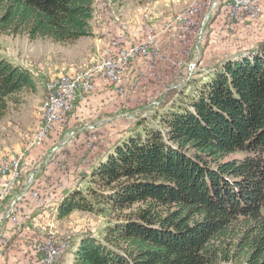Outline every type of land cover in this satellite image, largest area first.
Returning <instances> with one entry per match:
<instances>
[{"label": "trees", "instance_id": "16d2710c", "mask_svg": "<svg viewBox=\"0 0 264 264\" xmlns=\"http://www.w3.org/2000/svg\"><path fill=\"white\" fill-rule=\"evenodd\" d=\"M94 2L0 0V34L74 42L92 35ZM194 86L96 160L86 193L59 200L58 218H114L101 239L80 241L72 264H264V52ZM35 89L0 56V120Z\"/></svg>", "mask_w": 264, "mask_h": 264}, {"label": "rangeland", "instance_id": "374dc122", "mask_svg": "<svg viewBox=\"0 0 264 264\" xmlns=\"http://www.w3.org/2000/svg\"><path fill=\"white\" fill-rule=\"evenodd\" d=\"M102 1L106 0L94 2L91 29L95 33L71 43L31 41L23 35L0 34V56L26 69L36 84L35 91H23L17 103H9L0 120V163L4 162V156L21 154L30 141L44 113L48 81L58 80L64 74L82 77L84 73H93L94 59L108 53L104 35L108 26L101 25L106 2ZM196 1L110 0L111 15L118 23H131L132 28L138 27L140 19L161 28L169 18L184 15ZM224 6L226 0H216L205 21L208 9L202 6L195 20L199 26L203 24L199 28H202L201 39L197 38V31L183 42L178 28L159 33L156 39L159 51L157 58L152 57L154 62L146 58L135 60L118 87L100 85L77 101L64 121L56 124L41 144L27 151L22 158L18 183L3 202L0 216L8 213L10 204L30 178L33 183L27 192L49 197L51 204L40 208L27 196L16 204L12 214L16 220L25 218V221L16 224L8 217L1 223L0 235L6 239L0 250L5 264H41L47 241L68 244L54 257V264H72L80 241L84 237L101 239L114 218L109 213L83 211L58 218L59 200L70 192L86 193L91 182L86 174L96 160L103 159L108 150L132 131L140 132L141 126L156 122L171 101L189 100L194 84L206 82L229 61L264 52V6L255 21L243 17L230 22ZM139 79L142 83L136 86ZM177 90L173 95L172 91Z\"/></svg>", "mask_w": 264, "mask_h": 264}, {"label": "built area", "instance_id": "2783aa9c", "mask_svg": "<svg viewBox=\"0 0 264 264\" xmlns=\"http://www.w3.org/2000/svg\"><path fill=\"white\" fill-rule=\"evenodd\" d=\"M102 2H106V11L102 15L104 23L101 25L108 26L107 32H104L107 39L108 53L99 55L94 59L95 71L93 73H84L82 77H73L71 73L64 74L60 75L58 80L48 81L46 84L44 113L30 141L28 140L21 154L14 153L4 156V162L0 163V211L3 202L18 183L24 155L36 145L41 144L51 134L56 124L64 121L77 101L83 100L95 92L100 85L118 87L126 69L138 58H146L150 62H154L155 60L152 57L157 58V51H159L156 41L159 33L178 28L180 39L183 42L192 32L197 31L199 34L197 38L201 39L202 28H199L203 24L199 26V23L195 21L196 17L202 6L206 5L208 12L204 21L207 20L216 0H197L196 4L187 9L184 15L169 18L166 24H161V28H158V24L151 25L145 22L144 19H140L137 28H132L131 23H118L111 15L112 4L110 0ZM263 6L264 0H226L224 8L229 22L241 20L243 17L255 21L262 14ZM195 27L197 28L193 31ZM141 83L140 79L137 80L136 86L141 85ZM119 91L122 90L119 89ZM32 183V178L27 180L22 192L10 204L8 213L5 216H0V225L6 218L12 217L16 204L27 196H30L37 207L47 208L51 204V198L42 197L34 191L27 192ZM16 219L17 217H12L16 224H20L21 220L25 221V218ZM5 239V236L1 237L0 235V246L5 242ZM67 246L68 244L62 241L58 243L45 242V255L41 260V264H54V257L61 252L63 247ZM0 264H5V256L1 250Z\"/></svg>", "mask_w": 264, "mask_h": 264}, {"label": "crops", "instance_id": "0c3cea01", "mask_svg": "<svg viewBox=\"0 0 264 264\" xmlns=\"http://www.w3.org/2000/svg\"><path fill=\"white\" fill-rule=\"evenodd\" d=\"M92 21H93V19H92ZM92 21H91V22H92ZM91 22H90V25H91L90 27L92 28L93 26H92V23H91ZM91 32H92V33H95L92 29H91Z\"/></svg>", "mask_w": 264, "mask_h": 264}]
</instances>
